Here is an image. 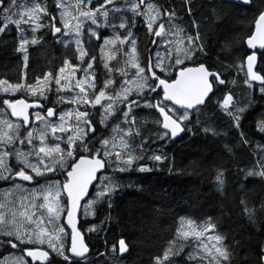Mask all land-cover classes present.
<instances>
[{"label":"snow or ice","instance_id":"6c2138e0","mask_svg":"<svg viewBox=\"0 0 264 264\" xmlns=\"http://www.w3.org/2000/svg\"><path fill=\"white\" fill-rule=\"evenodd\" d=\"M193 3L182 0L190 31L176 22L183 18L174 7L154 0H52L51 8L48 0H0V36L17 33L12 51L22 67L16 82L0 79V181L10 185L0 195V248L8 253H0V264H88L90 246L80 218L112 208L121 174L153 171L140 163L146 150L158 170L168 159L162 143L183 139L181 134L194 128L219 136L207 123L209 108L226 116L238 134L234 143H225V153L248 150L252 157L234 170L220 162L213 173L214 194L221 200L234 196L242 219L264 233V195H250L256 185L264 189V143L253 144L242 128L253 104L264 101V67H258L264 65V0H222L212 11L217 29L226 22L227 8L233 17L252 13L241 41L251 51L239 62L231 58L238 42L226 34L214 41L193 16ZM138 20L155 47L139 48L133 31ZM44 29L66 51L57 69L33 82L29 48L48 43ZM213 52L216 59L209 64ZM241 73L251 91L242 103L233 92ZM50 95L57 97L51 106L44 103ZM144 109L156 114L151 135L138 122ZM255 132L264 140V115ZM238 247L211 215L181 217L150 264H264V243L254 260H238ZM132 248L121 233L108 253L126 261Z\"/></svg>","mask_w":264,"mask_h":264},{"label":"trees","instance_id":"16d2710c","mask_svg":"<svg viewBox=\"0 0 264 264\" xmlns=\"http://www.w3.org/2000/svg\"><path fill=\"white\" fill-rule=\"evenodd\" d=\"M154 2L163 8L174 7L177 16L183 18L176 22L191 31V19L187 16L182 0H154ZM221 3L222 0L213 2L194 0L192 14L201 22L205 30L212 33L214 41L226 34L230 39L238 42L231 58L239 62L246 51L250 52L241 41L247 37L252 13L242 11L240 17H233L232 9L227 8L225 9L228 13L226 22L217 29L210 17L213 9H218ZM43 31L48 43L42 49L39 46L29 48L28 76L33 82L42 73L57 69L66 51L63 45L49 38L47 29ZM16 37L15 31L6 36H0V79H7L10 82H16L22 72L21 61L18 60L19 54L12 51ZM145 40L144 49L146 46L155 47L148 43V35ZM210 57L208 63L212 64L216 59L214 52L210 53ZM258 67H264V65L258 64ZM235 77L234 72L230 78ZM242 81L241 73L233 87L234 95L241 103L251 96V91L244 87ZM256 95H259L258 92ZM50 96V101L57 99L55 95ZM45 102L49 103V101ZM58 106L64 109L69 107V105ZM249 113L242 121L243 131L253 144L257 141L264 143L260 135L255 132V122L264 115V101L254 103ZM207 115L210 117L207 123L220 133L219 136L206 135L194 128L192 132L186 133L183 139L175 140L174 143H162L161 152L168 159L158 170L155 162L148 159L152 152L146 150L145 159L140 163L152 166L153 171L121 174V188L116 194L112 208L108 209L104 206L98 209L96 216L80 218V224L83 225L81 230L92 250L88 264H93V261L95 264H150L152 256L161 252L166 241L175 234L181 217L205 219L207 215L213 217L222 230L229 235L233 244L239 242V247L236 249L238 260L243 261L246 257L255 259L256 251L264 243V233L253 230L242 219L234 196H230L228 200L218 199L212 186L214 169L220 162L234 170L236 166L249 165L252 157L248 150L228 156L224 151V145L237 140L236 130L231 127V122L226 116L214 113L213 109L209 108ZM11 119L14 120V118ZM155 119L156 114L152 110L144 109L140 112L138 122L145 127V135H151L156 131ZM153 147L156 146L150 145V148ZM252 194L257 197L264 195V189L256 185L254 192L250 195ZM109 216L111 220H108ZM93 225L98 231L88 232L87 229ZM121 233L130 238L133 244L132 253L126 261L113 260L108 253L111 242ZM189 250L186 248L185 252ZM102 253L105 255H101Z\"/></svg>","mask_w":264,"mask_h":264},{"label":"flooded vegetation","instance_id":"af4514ba","mask_svg":"<svg viewBox=\"0 0 264 264\" xmlns=\"http://www.w3.org/2000/svg\"><path fill=\"white\" fill-rule=\"evenodd\" d=\"M133 31L135 32L136 37L138 39L139 48L141 49V51H143L144 50V47H143L144 43L143 42H145L146 41L145 39H147V31H146L145 26L138 20L137 28L133 29ZM101 78H103L102 72H101ZM29 99L31 101V98H29ZM44 103L49 104L45 101H44ZM49 106H51V105L49 104ZM61 179H63V177ZM24 183H27V182H24ZM3 185H4V183H0V187Z\"/></svg>","mask_w":264,"mask_h":264},{"label":"rangeland","instance_id":"374dc122","mask_svg":"<svg viewBox=\"0 0 264 264\" xmlns=\"http://www.w3.org/2000/svg\"><path fill=\"white\" fill-rule=\"evenodd\" d=\"M48 4H49V7H50V8H51V7H54V5L52 4V2H50V0H48ZM45 22H47V21H45ZM0 95H3V94H0ZM49 97H51V96H49ZM50 99H51V98H49V100H47V101H50ZM10 119H11V118H10ZM61 178H62V177H61ZM0 183H4V185L0 187V195H2L3 192H4L5 190H7V189L10 187V185L6 184V183L3 182V181H0ZM25 184H26V183H25ZM3 252H4V249H3V248H0V253H3ZM5 255H7V254H5Z\"/></svg>","mask_w":264,"mask_h":264},{"label":"water","instance_id":"95a60500","mask_svg":"<svg viewBox=\"0 0 264 264\" xmlns=\"http://www.w3.org/2000/svg\"><path fill=\"white\" fill-rule=\"evenodd\" d=\"M209 1H211V2H213V1H215V0H209ZM251 51V50H250ZM258 51H260V50H257V55H258ZM31 102V101H30ZM15 119V118H14ZM182 135V137H184L185 135H186V133H182L181 134ZM178 139H180V137H177L176 138V140H178ZM79 223H80V221H79ZM79 226V225H78ZM82 231V230H81ZM86 239V238H85ZM87 242V241H86ZM90 253L92 254V250H91V247H90ZM91 256V255H90Z\"/></svg>","mask_w":264,"mask_h":264}]
</instances>
